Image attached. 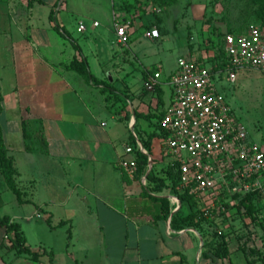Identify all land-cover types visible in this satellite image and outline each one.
Listing matches in <instances>:
<instances>
[{
    "label": "crops",
    "instance_id": "obj_1",
    "mask_svg": "<svg viewBox=\"0 0 264 264\" xmlns=\"http://www.w3.org/2000/svg\"><path fill=\"white\" fill-rule=\"evenodd\" d=\"M76 12L67 0H0V123L25 200H18L0 172V215L20 224L25 247L37 253L32 258L8 247L6 228L0 224V264H222L211 255L199 228L174 225L183 203L171 187L151 191L154 184L147 175H131L118 165L121 158L135 157V152H126L129 145L135 149L132 136L146 149L143 139L155 132L151 151L146 149L148 172L154 169L167 177L163 134L154 114L149 119L145 115L169 103L168 78L155 92L149 91L148 103H140L138 111L133 107L128 118L120 120L122 115L106 104L103 83L86 80L68 65L74 57H84L95 77L105 82L108 72L104 74L99 56H108L111 46L136 49L141 39L120 45L113 25L106 35L98 30L97 19L88 32L93 35L79 38L69 19ZM87 26L79 32L87 31ZM155 39L159 38H145ZM105 113L112 119L110 127L124 123L129 131L122 135L110 131L102 118ZM9 190L14 194L10 198ZM162 198L169 201L167 215ZM183 210L188 213L186 207Z\"/></svg>",
    "mask_w": 264,
    "mask_h": 264
},
{
    "label": "rangeland",
    "instance_id": "obj_2",
    "mask_svg": "<svg viewBox=\"0 0 264 264\" xmlns=\"http://www.w3.org/2000/svg\"><path fill=\"white\" fill-rule=\"evenodd\" d=\"M67 1L77 9L75 14L70 13L69 18L77 37H87L94 19L101 22L98 30L106 35L111 32L107 27L113 25L115 28V20L126 19L129 29H133L129 32V40L141 39L136 49L134 46H111L108 56H99L104 74L108 72L100 89L107 106L122 115V121L128 118L126 116L133 107L138 111L140 103H148L150 90L145 86L147 78L160 72V82L153 88L155 92L157 87H161V80L167 79L179 56L192 53L216 60L226 34L245 32L252 23L261 24L264 28L258 18L260 0H178L171 7L154 5L151 0ZM80 21L88 25L87 31H77ZM156 27L160 31L159 39L147 42L145 38L151 39L149 32ZM115 42L116 39L113 44ZM157 58L161 60L157 61ZM90 59L92 61L93 57L90 56ZM159 63L163 65L157 67ZM92 68L98 71L93 61ZM221 88L227 94L236 116L247 126L251 138L264 147L263 74L256 69H244L234 79H226ZM102 118L107 119L109 130L115 134L122 135L123 131H129L124 123L110 127L112 119L107 113ZM153 121H156L155 117ZM157 151L155 145L153 154H157ZM261 179L262 187L253 189V212H248L239 197L231 196L235 191H246L237 182H231L228 186L223 185L221 190L227 193L226 210L220 215H212L207 220L209 227L201 226L206 241H225L227 264H264V173ZM9 193L6 195L9 198L14 195L11 190Z\"/></svg>",
    "mask_w": 264,
    "mask_h": 264
},
{
    "label": "built area",
    "instance_id": "obj_3",
    "mask_svg": "<svg viewBox=\"0 0 264 264\" xmlns=\"http://www.w3.org/2000/svg\"><path fill=\"white\" fill-rule=\"evenodd\" d=\"M83 29L85 24L80 22L78 30ZM115 30L117 43L127 45L129 22L115 20ZM149 35L159 38L160 31L156 27ZM223 52L225 65L216 71L192 53L177 58L167 77L171 98L162 109L157 128L163 134L164 158L177 171L180 185L202 201L205 216L226 210L223 185L237 182L246 191L263 185L264 147L251 138L221 86L244 69L259 70L264 76V28L252 23L245 32L226 34ZM159 75L158 71L147 78L149 90L160 82ZM139 148L146 154L142 145ZM126 152L135 149L129 145ZM118 165L136 174L135 157L121 158ZM142 180L145 184L146 177ZM8 236L5 233L6 239Z\"/></svg>",
    "mask_w": 264,
    "mask_h": 264
},
{
    "label": "trees",
    "instance_id": "obj_4",
    "mask_svg": "<svg viewBox=\"0 0 264 264\" xmlns=\"http://www.w3.org/2000/svg\"><path fill=\"white\" fill-rule=\"evenodd\" d=\"M154 5L160 6V7H171L177 3L178 0H151ZM51 18L53 19V12L51 14ZM258 18L262 22V26L264 24V0H260V6L258 11ZM261 25V24H260ZM55 27L59 30L61 29L62 34H66L67 31L60 25L56 24ZM264 27V26H263ZM224 43V40H223ZM73 45L80 52V46L73 41ZM223 47L221 49L219 57L217 59H209V58H203L199 56V60L203 64H210L212 71H216L219 68L224 67L225 60L223 55ZM217 63V66L215 64ZM68 68L75 70L76 72L83 75L86 80L91 81L94 84H102L104 81L99 80L95 77V75L90 71L89 64L87 60L84 57H81L80 59L77 57H74L71 63L68 65ZM2 101V96L0 92V105ZM2 108L0 107V114H1ZM154 114V117H156L157 122L156 126L158 128V120L163 114V110H160L156 113H149L145 115L148 119L151 118ZM141 114L136 112V117H140ZM128 117V115L126 116ZM23 132L25 138L29 137V133L27 130V124L26 121H23ZM156 136L155 132H152L147 135L146 138L143 139V144L146 147V149L150 152L151 146H152V140ZM132 140L135 143V158L137 161V171L136 175L141 178L142 175H147V179L149 182H152L154 185H152L149 190L151 191H161L166 187H171L173 191L180 197L183 205L181 208L176 212V214L173 217V223L174 225H177L178 227L182 225H190L199 228L202 231L201 226H208L207 220L211 216H205L203 214V210L201 208L202 201L192 195L188 192L187 189L183 188L180 185L179 182V175L177 171L172 166H168L166 169V178L159 176L154 169H151L148 172V165H149V158L148 155L145 154L139 146H137L136 139L132 136ZM27 148H30L29 144L27 145ZM0 172L4 175L6 184L8 187L16 194L18 200L20 202H24L25 200L22 198V192L18 188L16 181H15V174L16 169L14 166L13 158L8 154V148L5 142L4 138V130L2 128V125L0 123ZM167 181H166V180ZM258 189V188H256ZM254 191L253 189L249 191H245L244 193L235 191L232 193L231 196L233 197H239L241 203L245 205L248 209V212H253L254 207L252 204V195ZM227 198V195H226ZM225 198V200H226ZM224 200L225 206L228 205V202ZM162 201L165 203V215L168 214L170 205L169 201L167 199L162 198ZM0 203H1V197H0ZM183 207H186L188 209V213H185L183 210ZM0 224L3 225L6 228V232L8 233V239H7V246L10 248L17 249L20 252H26L31 255L32 258L37 257L36 252L30 251V249L25 247L26 238L23 233V230L18 222L11 221V218L8 215H0ZM209 227V226H208ZM203 235V231H202ZM204 236V235H203ZM205 245L209 248L211 255L214 258H220L222 259V264L225 263V259L228 257V249L225 241H217V242H208L206 241V237L204 236ZM264 258V257H263Z\"/></svg>",
    "mask_w": 264,
    "mask_h": 264
},
{
    "label": "water",
    "instance_id": "obj_5",
    "mask_svg": "<svg viewBox=\"0 0 264 264\" xmlns=\"http://www.w3.org/2000/svg\"><path fill=\"white\" fill-rule=\"evenodd\" d=\"M145 149V148H144ZM145 152H146V154L148 155L149 153H148V151L145 149Z\"/></svg>",
    "mask_w": 264,
    "mask_h": 264
}]
</instances>
